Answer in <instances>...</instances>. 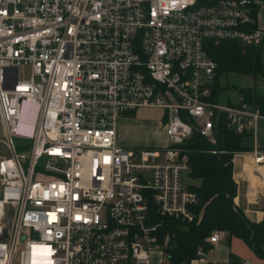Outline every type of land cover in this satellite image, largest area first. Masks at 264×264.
Listing matches in <instances>:
<instances>
[{"label":"built area","instance_id":"built-area-1","mask_svg":"<svg viewBox=\"0 0 264 264\" xmlns=\"http://www.w3.org/2000/svg\"><path fill=\"white\" fill-rule=\"evenodd\" d=\"M254 3L0 0V264H152L155 250L171 264L164 218L194 221L200 202L185 144H215L220 122L256 137L264 120L256 103L219 102L205 49L259 45ZM23 103L37 106L30 132ZM141 107L164 110L166 145L119 144V118ZM251 154L259 171L264 151ZM194 259L221 264L203 246Z\"/></svg>","mask_w":264,"mask_h":264},{"label":"trees","instance_id":"trees-1","mask_svg":"<svg viewBox=\"0 0 264 264\" xmlns=\"http://www.w3.org/2000/svg\"><path fill=\"white\" fill-rule=\"evenodd\" d=\"M205 49L218 63L217 92L224 88L220 82L223 75L264 76V38L257 46L242 45L235 40L217 42L208 39ZM239 92L243 100L258 104L264 112V93L260 94L251 87L239 88ZM216 136L217 142L213 144L195 132L185 144L191 167L189 177L200 180V184H190V187L197 192L200 202L194 207V221L164 218V227L173 237L168 248L171 264L186 261L189 264L200 246L204 249L210 246L208 238L216 230L242 238L258 257L264 259V221H253L235 203L237 183L233 177V160L236 153L253 149L252 145L244 144L249 134H237L225 122H220L216 126ZM19 148L23 149V146Z\"/></svg>","mask_w":264,"mask_h":264},{"label":"crops","instance_id":"crops-1","mask_svg":"<svg viewBox=\"0 0 264 264\" xmlns=\"http://www.w3.org/2000/svg\"><path fill=\"white\" fill-rule=\"evenodd\" d=\"M253 8L254 12L256 11V15H254L256 26L264 30V0H255ZM129 114L121 116L117 125L118 142L127 147L134 142L127 133L129 128L127 124L131 120V118L128 117ZM162 123V121L159 123L160 126ZM255 136L256 137L249 134L245 139H252L253 143L249 145H252L253 148L257 146L260 150L264 151V120L261 127L259 122ZM167 142L166 136V143L164 145H166ZM251 152L252 150L239 152V157L237 156L234 159L236 163L234 178L239 186L237 196L235 197V203L244 210L245 214L250 219L262 222L264 221V164L260 166L259 171L256 169L250 171V168L254 169ZM255 175L259 179L256 178ZM245 182H247L248 185L246 189L243 188L242 190V184H245ZM197 184H200V180H196V185ZM206 252L208 258L218 260L221 264H264V259L258 257L245 240L237 236H231L228 232L227 237L220 243L210 244ZM191 264H203V261L200 259H193Z\"/></svg>","mask_w":264,"mask_h":264},{"label":"rangeland","instance_id":"rangeland-1","mask_svg":"<svg viewBox=\"0 0 264 264\" xmlns=\"http://www.w3.org/2000/svg\"><path fill=\"white\" fill-rule=\"evenodd\" d=\"M221 85L224 87L219 91V102L227 103L228 101L234 103L242 99V94L239 92V88L251 87L258 93H264V76H243L238 74L223 75L221 80ZM37 106L34 103H23L21 116L19 120V131L27 130V124L32 123L34 120V114L36 113ZM164 110L160 108L153 107H141L131 112L128 117L131 118L130 122L127 124L129 126L127 133L129 137L134 141L130 147H142V148H155L160 147L166 143L165 136V118ZM163 122L160 126V122ZM263 124V120L260 121V127ZM27 131L30 132V129ZM0 137H3V130L0 124ZM168 140V137H167ZM244 144H252V139H245ZM24 142L20 139H16V145L22 146ZM24 147V146H23ZM239 153V152H238ZM236 153L234 156L237 157L239 154ZM239 157V156H238ZM234 161V160H233ZM235 162L233 168V177L235 174ZM256 178H258L255 175ZM259 179V178H258ZM257 179V180H258ZM235 180V178H234ZM236 181V180H235ZM184 184H196V180H192L189 175L184 177ZM237 183V182H236ZM248 183L242 184L243 188L246 189ZM239 186L237 184V193ZM163 253L160 250H155L152 252V264H161ZM14 264H18L17 261ZM188 264V262H184ZM190 264V263H189Z\"/></svg>","mask_w":264,"mask_h":264},{"label":"bare ground","instance_id":"bare-ground-1","mask_svg":"<svg viewBox=\"0 0 264 264\" xmlns=\"http://www.w3.org/2000/svg\"><path fill=\"white\" fill-rule=\"evenodd\" d=\"M249 158H250V157H249ZM247 159H248V158H247ZM248 164H249V163H248ZM258 168L260 169V167H258ZM254 170H255V168H254V169H253V168H252V169L250 168V171H254Z\"/></svg>","mask_w":264,"mask_h":264}]
</instances>
